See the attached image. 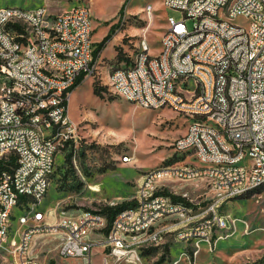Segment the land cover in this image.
Instances as JSON below:
<instances>
[{
	"label": "built area",
	"instance_id": "1",
	"mask_svg": "<svg viewBox=\"0 0 264 264\" xmlns=\"http://www.w3.org/2000/svg\"><path fill=\"white\" fill-rule=\"evenodd\" d=\"M163 2L184 18H168L154 58H147L150 44L146 34L140 36L134 53L127 52L130 63L113 70L112 76L119 82L116 94L138 107L168 109L185 118L186 131L172 147L174 153H189L198 165H179L180 179L203 181L212 198L194 214L193 200H175L157 186V178L171 177L170 168L155 169L143 177L132 201L142 203L137 221H130V213L111 220L97 209L55 220L64 233L61 245L69 250L72 235H78L70 230V221H77L79 230H85L81 253L102 249V264H123L125 260L143 264L136 260V253L158 242L161 221H169L168 232L178 230L176 238H185L186 243L202 233L213 237L216 231L227 232L224 224L229 218L220 213L223 205L264 185V0ZM238 18L244 23H237ZM0 19H6V28L0 31V73L13 78V87L0 89V148L11 152V159L0 155V247H4L8 233H15L12 225L4 229L6 204L14 202L15 195L10 186L24 187L22 196L28 207H37L31 206L33 198L44 200L52 184L46 182V174H54L53 159L71 137L65 103L78 80L94 78L98 67L89 6H75L73 12L61 16L49 15L46 6L32 13L6 8ZM188 20L193 22L191 28ZM27 21L37 22L38 34L26 30ZM42 27H49V39H42ZM22 44H29L27 62H19L17 57V47ZM181 79L197 80V88H180ZM188 92H195L196 100H188ZM13 94H26L28 105L13 102ZM31 95L41 96V103L31 102ZM187 110H196V117H187ZM230 164H238V171H230ZM190 168H197V179L188 178ZM27 171H37L31 183H24ZM4 172H13V179H4ZM233 179H243V186H233ZM44 218L47 212L37 218L19 216V227H30L21 233L26 234V241H20V249L29 246L40 231L30 226V219H38L40 227ZM109 222H129L135 228L136 223L145 222V230H138L135 240H126L127 232H107ZM19 234L16 232V240ZM143 237H150V245H142ZM15 253V264H41L29 255L20 256V250ZM60 257L79 260L71 252L70 257Z\"/></svg>",
	"mask_w": 264,
	"mask_h": 264
},
{
	"label": "rangeland",
	"instance_id": "2",
	"mask_svg": "<svg viewBox=\"0 0 264 264\" xmlns=\"http://www.w3.org/2000/svg\"><path fill=\"white\" fill-rule=\"evenodd\" d=\"M5 3H17L25 9L46 6L53 16L78 5L89 6L93 18V42L102 40L109 34L111 26L116 25L115 34H124L122 40L132 53L134 44L146 34L151 55L160 49L168 18L175 21L184 18L180 11L165 7L163 0H0V4ZM148 5L152 6L151 21L145 11ZM236 22L244 23L241 18ZM186 23L192 27L191 20ZM105 56L107 59L114 57L112 47L106 50ZM102 66L107 67V64ZM104 72L105 69L99 68L94 78L86 79L70 96L68 113L74 123H70L71 137L57 154L48 195L37 208L47 212V218L40 227L38 223H30L40 231L33 235L27 249H22L43 264L51 261L56 264H89L88 258L60 257L64 233L55 226L60 217L81 210L104 212L109 207L128 206L143 177L150 171L163 168L174 171L186 163L198 165L197 160L188 154L174 153L172 147L174 140L186 131L185 118L168 109L154 111L128 102L115 93L109 75ZM94 82L101 97L94 93ZM125 157L131 160L124 162ZM157 186H164L172 195L193 200L194 214L212 198L203 181L186 182L171 176L160 180ZM23 213H27L23 207L14 211L11 222L12 232H15L11 233L13 238L16 232L20 233V238L22 232L30 229L29 226L19 227L18 218ZM220 213L228 216L230 229L216 231L210 244L186 243L176 238L178 230L166 231L157 236V243L150 245L149 240L143 244L150 245L139 253L143 264H264V192L249 199H233L223 205ZM161 223L167 225L169 221ZM136 238L138 236H126V240ZM101 252L102 249L97 248L91 252V264H102ZM16 255L10 246L1 249L0 264H15Z\"/></svg>",
	"mask_w": 264,
	"mask_h": 264
},
{
	"label": "bare ground",
	"instance_id": "3",
	"mask_svg": "<svg viewBox=\"0 0 264 264\" xmlns=\"http://www.w3.org/2000/svg\"><path fill=\"white\" fill-rule=\"evenodd\" d=\"M6 8H22V7L6 6L0 8V12H3V10H6ZM42 8L43 7H37L34 9L22 8V12L25 13L41 12ZM74 9L75 8L57 16L68 15L70 12H73ZM149 9H150V5L146 6L145 11L147 15H149ZM49 15H51L50 12ZM5 28H6V19H0V31H4ZM26 30H28V32L31 34H38L39 25L35 21H27ZM49 38H50L49 27H42V39H49ZM28 51H29V44H22L19 45V47H17V57H19V62H27ZM147 58H154V55L150 54V46L147 48ZM112 73L113 71L111 72L109 79L110 86L113 88L115 93H119V82L115 81V79L112 76ZM5 87H13V78H6L5 73H0V89H4ZM179 87L184 89L197 88V80L181 79L179 80ZM188 100H196V93L188 92ZM13 102L21 103V105H28V96L26 94H13ZM31 102L41 103V96L31 95ZM187 117H196V110H187ZM179 154L189 155V153H179ZM0 155H3V159H11V152H3V148H0ZM124 159L125 158H123V160ZM53 166L56 167V158L53 159ZM230 171H238V164H230ZM170 172H171V176L176 177L177 180L185 181V179H180V169L174 171L170 170ZM54 173H55V169H54ZM152 173L153 171H150L147 174H152ZM53 175L54 174H46V182H51ZM36 178H37V171H27L24 174V183H31L33 179ZM188 178L197 179V168L188 169ZM4 179H13V172H4ZM162 179L163 178H157V183ZM233 186H243V179H233ZM159 188L160 190H165L164 186H159ZM49 189H50V184L48 185V189H46L45 197L47 196ZM10 193L15 194L14 202H8L6 204V212L4 215V229H11V222L14 217L13 216L14 211L17 209V207H23L25 211L27 210V213L26 214L23 213L22 217L37 218V215L39 213H45L42 210L37 209L43 202V200L40 201V198L31 199V206H37V207H28V203L25 202V196H22L24 194V187H22L21 185L10 186ZM139 210H142V203L132 202L128 207L116 213L112 220H119L120 216H124L127 213H130V221H137ZM45 219L46 218H44V220ZM30 223L37 224L38 219H30ZM45 225L47 226V224ZM168 228H169V224L166 225V223H161L160 226L157 228L156 238L159 234L168 231ZM229 229H230L229 225L227 226V223L224 224V230H229ZM70 230L78 231V235H72L70 250L67 249V245H64L60 252V256L70 257V252H71L72 256H79V260H84V258H88L89 264H91L89 259L91 252L81 253V241H85V230H79V224L77 223V221H70ZM138 230H145V222L136 223V228L135 226L132 225V223L129 222L107 223V232L118 231V234H125L127 232L126 236L128 235L138 236ZM179 239L183 241L185 240V238H179ZM149 240L150 237H143L142 245ZM211 240H212L211 233H202L200 235L192 237V241L196 242V244H200V242L210 244ZM20 241H26V234H21L19 240H16V237L13 238L11 237V233H8V237H6L5 239V246L0 247V250L8 248V246H10L11 248H13L14 252L20 250V256H27L28 254L25 250L27 249L28 246H24L25 250L22 251L23 248L20 249ZM136 260H141L139 253H136ZM41 264L43 263L41 262ZM123 264H141V263L133 262V260H125Z\"/></svg>",
	"mask_w": 264,
	"mask_h": 264
},
{
	"label": "trees",
	"instance_id": "4",
	"mask_svg": "<svg viewBox=\"0 0 264 264\" xmlns=\"http://www.w3.org/2000/svg\"><path fill=\"white\" fill-rule=\"evenodd\" d=\"M125 5L121 8L120 10V13L123 11ZM116 25L114 26H111V29L109 31V34L107 36H105L103 38V40L97 44V48L96 50L94 51V58L96 59L97 56L99 55V53L101 51H103L106 47H107V44L108 42L112 39L113 35L115 34V30H116ZM128 54V53H127ZM129 55V54H128ZM117 60L119 62L123 61V60H126V61H130L131 58L130 56H127V55H124L123 52H122V49L121 48H117ZM83 78H80L78 80V82L76 83V85L71 89V93L78 87L82 84L83 82ZM93 87H94V93L98 96V97H101V94H100V91L99 89L97 88V85L93 84ZM67 106H68V102L65 103ZM264 192V185L256 188V189H253V190H250L248 191L246 194H244L243 196H240L239 198L237 199H249L257 194H262ZM172 197L175 199V200H183L185 201V198L184 197H181V196H175V195H172ZM132 203V202H131ZM127 206V204H121V205H117V206H114V207H109V208H106V210H104V213H107L108 216L110 217V219L112 220L113 217L115 216L116 213H118L119 211L125 209ZM129 206V205H128ZM127 206V207H128ZM111 223V222H110ZM50 264H56L54 261H51Z\"/></svg>",
	"mask_w": 264,
	"mask_h": 264
},
{
	"label": "crops",
	"instance_id": "5",
	"mask_svg": "<svg viewBox=\"0 0 264 264\" xmlns=\"http://www.w3.org/2000/svg\"><path fill=\"white\" fill-rule=\"evenodd\" d=\"M6 6H19V7H23V6H20L19 4H17V3H5V4H0V8H2V7H6ZM24 8V7H23ZM28 9V8H27ZM116 36V37H115ZM113 41L112 42H108V46L103 50V51H101L100 53H99V55L97 56V58L95 59V61H96V63H97V67H98V69L99 68H101V69H105V72H106V74H107V76L109 75V79H110V75H111V72L116 68V69H118V68H122V67H125V66H127V64L128 63H130V61L128 62V61H126V60H123V61H121V62H119L118 60H117V48L119 47V48H121L122 49V52H123V54L124 55H127V56H129L128 54H127V52H129V53H131V51H130V47H129V45L128 44H124V42H123V37H124V34L122 33V32H119V33H117V34H114L113 35ZM103 40V39H102ZM102 40H94V48H95V50H96V48H97V44L98 43H100ZM110 47H112L113 48V50H114V57L112 58V59H107L106 58V56H105V52H106V50L108 49V48H110ZM158 53V52H157ZM156 53V54H157ZM104 64H107V67H105V66H102V65H104ZM104 72V73H105ZM110 72V73H109ZM103 73V74H104ZM109 73V74H108ZM86 79H84L83 80V82L85 81ZM110 81V80H109ZM82 82V83H83ZM70 96H71V94H70ZM69 101H70V98H69ZM68 112H69V102H68ZM48 195V194H47Z\"/></svg>",
	"mask_w": 264,
	"mask_h": 264
}]
</instances>
